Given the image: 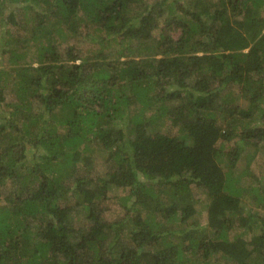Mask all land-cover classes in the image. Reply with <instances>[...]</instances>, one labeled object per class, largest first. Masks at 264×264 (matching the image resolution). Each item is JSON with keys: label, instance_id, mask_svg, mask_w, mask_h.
Instances as JSON below:
<instances>
[{"label": "trees", "instance_id": "1", "mask_svg": "<svg viewBox=\"0 0 264 264\" xmlns=\"http://www.w3.org/2000/svg\"><path fill=\"white\" fill-rule=\"evenodd\" d=\"M21 2L17 22L0 10L23 32L0 42V264H264V188L235 169L264 142V0ZM97 145L104 178L81 173ZM112 186L132 202L107 221Z\"/></svg>", "mask_w": 264, "mask_h": 264}, {"label": "rangeland", "instance_id": "2", "mask_svg": "<svg viewBox=\"0 0 264 264\" xmlns=\"http://www.w3.org/2000/svg\"><path fill=\"white\" fill-rule=\"evenodd\" d=\"M0 3L2 4V7L0 8L1 12L4 15H9L12 14V12L14 13V17L15 20L17 22V20H19L25 10L24 8H22V6L24 5L23 2H21V0H0ZM5 21H3L2 23L0 22V42L1 40H3V35H4V31L5 29L9 28L10 32L13 36L17 37L19 35H22V29L15 26L12 23H4ZM90 31L88 30V32L86 31V34H88ZM21 33V34H20ZM89 36V35H87ZM81 37L80 39L76 40L74 38L71 37H67L64 40L60 39L58 40L60 44V48L61 49H66V47L68 46L67 44H71L74 46V52L81 55L84 54L89 47V38L88 37ZM33 48L34 46H27L24 50L25 52H27V55L31 56L34 54L33 52ZM79 48V50H78ZM1 55V54H0ZM7 55V54H5ZM1 57V56H0ZM7 61V56H4V63H6ZM8 64V63H7ZM226 92H230V96L234 98V100L236 101V103H239L242 106L246 105V100L240 95L239 92V86L236 84H230L229 86L226 87ZM223 122V118L220 117L219 118V124H221ZM180 126H171L170 125V121L166 120V123L162 124V131L164 132H168L172 135H177V133H179ZM249 144V142H247ZM96 143L93 142V145H95ZM233 144V143H232ZM93 155H94V162L93 164L87 168V169H83L81 173L82 174H88L89 176H92L94 178L97 177H105L106 172L108 171V169H110V166L107 161L105 160L103 153L99 150V146H93ZM231 148V143H226L224 146V151H227L228 149ZM248 147H247V152L248 154H246L243 158L240 159V161L237 163L236 171H241L244 167H247L246 169H250V172H252V177H249L248 175L245 176L243 179H241V184L243 186H246L249 183L252 182H256V184L258 186L261 185V187L264 188V142H260L259 144V150H257L256 152L252 153L251 151L248 152ZM255 155V157L253 159H251L249 161V159H247L248 157ZM11 188L7 187L4 189V191H9ZM191 190H192V195L195 197L196 199V203H195V217L202 223L204 224L206 222V209H205V200H206V194L204 193V190L199 187V186H195L192 185L191 186ZM130 193V189L129 188H123V187H108L106 190V197H105V201L103 203V207H104V212H103V216L107 221H111L116 219L117 217H120L124 214V204L125 201H127V198L129 196ZM127 197V198H126ZM126 198V200H125ZM163 199L166 201H163V203L161 204L162 206L164 204H168L167 202V197L163 195ZM75 199H72V202ZM242 204L246 209L249 210H258L259 208L255 206V202H254V197H250L247 193H245L243 191L242 194ZM132 202V198H130L129 196V200L127 202L126 205H130ZM72 222L74 223L75 228L82 226H88L89 221L86 218V210L84 208H82L81 206H76L73 209L72 212ZM241 231V229L239 228H234L231 232H230V236L233 234H238ZM249 235V233L247 234V236ZM125 242H128V238H124ZM255 258V257H254ZM214 261H216L218 264H234L232 262V260L224 258V257H220V256H215L213 258Z\"/></svg>", "mask_w": 264, "mask_h": 264}]
</instances>
